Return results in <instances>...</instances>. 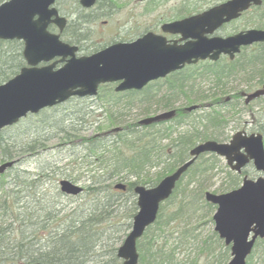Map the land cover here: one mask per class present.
Segmentation results:
<instances>
[{
    "label": "trees",
    "instance_id": "1",
    "mask_svg": "<svg viewBox=\"0 0 264 264\" xmlns=\"http://www.w3.org/2000/svg\"><path fill=\"white\" fill-rule=\"evenodd\" d=\"M3 1L5 0H0V3ZM77 1L72 0V12L67 23L69 33H63V35L66 34L65 40L70 44H77L87 39L89 29L86 25L93 23L97 17V14L91 11L84 12L80 9ZM258 18L260 20L257 24L264 27V14ZM21 50L22 42L20 41L0 40V83L13 77L24 66ZM236 63L237 61L226 62L225 69L216 67L213 70L215 85L219 92L209 98L206 97L207 100L204 97H197V100L196 98L193 100V103L203 107V113L198 116L199 119L195 125L180 132L174 138L170 137L173 126H162L168 122V124L172 122L179 124L182 117L190 113L184 108L176 109L175 116L166 122L149 126H141L138 121L125 122L121 125L120 131L113 133V139L103 134L89 138L90 155L86 157H93L90 162L98 163L97 171L100 170V172L91 175L87 180V185L83 187V192L87 193L88 198L82 204L75 205L67 211L63 208H56L58 201L51 203L45 191H40L43 185V171L29 174L14 168L20 158L19 155L12 154L15 142L12 139V142L4 141V132L8 128L11 130L17 126L13 125L2 130L0 141H3L4 145L2 146L1 164L12 160L14 163L0 173V264H34L36 262L44 264H120L116 257V249L124 239L122 235L130 229L131 219L137 210L133 187L137 184L155 185L163 176L172 172L188 158V150L196 144V141L206 139L221 141L218 131L226 124L221 109L227 107L236 111L237 106L236 99L235 102L233 100L227 102L224 96L228 88L226 80L238 71ZM212 65L219 66V62L212 63ZM240 66L241 71L248 75L250 73L249 76L257 79L258 84L263 83L264 47L257 50L254 56L247 58L246 64ZM174 79L173 81L178 82L182 90L183 86L180 81L187 79V75L180 72ZM138 93L128 92L126 95H133L138 104L141 105L144 101L145 105L147 101L143 98V93L140 96L137 95ZM98 96L103 99L109 98L108 102L111 105L118 104L117 94L109 87H101ZM235 96L237 97V93ZM263 99L264 97H261L253 102ZM70 100L80 101L81 99L71 98ZM251 104L243 106L247 109L251 107ZM250 112L253 119L255 115L252 111ZM261 121L256 120L257 132L262 133L264 140V121ZM199 128L201 132L198 131ZM164 137L168 139L167 143L160 144L159 142ZM26 150L35 149L28 144ZM211 159L217 158L213 154L199 156L176 183L171 196L160 205L154 223L137 241L139 264H172L174 250L167 253L166 245L159 242L164 226L170 221H176L178 224L186 222L184 217L189 214L187 213L189 211L192 215L199 209H205L207 213L215 210V206L204 200L202 195L206 189L204 186L202 188L198 185L195 191H189L187 194L183 190L178 201L176 200L177 203L175 201L183 176L204 177L213 168L208 163ZM158 166L160 170L150 178L148 172ZM70 177L76 181L80 175ZM225 178H227L225 186L217 188L216 192L229 191L241 182V174L230 170ZM114 179L125 182L123 191L113 188ZM61 196L60 192L55 190L54 197L59 199ZM197 197L201 203L200 207L196 206ZM168 204L173 205L172 209L165 212L164 206ZM186 231L187 229L182 232L181 236ZM115 232L122 234L116 240L111 236ZM214 235L216 236L215 233ZM216 240L219 241L218 238ZM258 245L262 247L261 262L264 264V238L259 240L253 249ZM103 246H107L105 250H102ZM221 248L223 252L214 254V247L205 243L207 260L204 264H226L229 251L224 244H221Z\"/></svg>",
    "mask_w": 264,
    "mask_h": 264
},
{
    "label": "water",
    "instance_id": "2",
    "mask_svg": "<svg viewBox=\"0 0 264 264\" xmlns=\"http://www.w3.org/2000/svg\"><path fill=\"white\" fill-rule=\"evenodd\" d=\"M95 1L79 0V4L90 8ZM54 2L6 0L0 3V40L21 41L26 64L13 77L0 83V132L28 114H37L70 97L94 96L101 83L119 81L115 91L139 90L147 82L164 77L185 64L205 59L216 61L220 55L232 59L241 46L264 41V30L255 28L226 38L206 36L223 23L237 18L251 2L260 4V0H229L201 14L164 24L163 30L180 33L181 40L191 39L180 46H165L162 40L156 43L147 34L132 43H116L90 55L76 57L77 45L62 42L59 34L47 30L50 24H55L59 32L65 26V18L58 15ZM54 58L58 60L49 63ZM57 63L63 64L55 68ZM242 96L245 104L264 96V84L252 92L242 93ZM196 108L192 105L186 109L192 111ZM174 115V110L163 111L138 122L147 126L169 120ZM206 153L224 158L235 173H240L250 163L257 173H264V144L259 132L247 135L244 131H237L228 142L208 139L195 144L188 151L189 158L154 186L133 187L137 210L130 230L116 250L120 264H138L137 241L154 223L160 204L170 197L181 176L198 156ZM13 163L1 164L0 173ZM241 184L239 188L223 193L204 192L205 201L216 207L212 215L214 231L225 245L231 244V258L227 264H246L255 239L264 237V177L258 175L251 179L244 176ZM114 188L122 191L125 185L116 183ZM59 190L65 195L76 196L83 187L62 179Z\"/></svg>",
    "mask_w": 264,
    "mask_h": 264
},
{
    "label": "rangeland",
    "instance_id": "3",
    "mask_svg": "<svg viewBox=\"0 0 264 264\" xmlns=\"http://www.w3.org/2000/svg\"><path fill=\"white\" fill-rule=\"evenodd\" d=\"M182 3H184V8L188 7L192 11L203 9L206 6L205 3H207V6H210L212 0H190L189 4L185 0H167L163 3H158V7L164 8L158 18L168 19L173 13H180V9L177 10L176 7H181ZM145 4V0L142 2L139 0H120L117 4L118 9L112 15L101 17L96 23L87 24L86 28L89 29V37L79 42L78 45H81V48L80 52L79 50L77 51L76 56L90 55V53L108 45L113 40L116 41L128 37V29L142 27L144 21L140 17L139 12L140 8L145 6ZM56 7L60 8L59 16L65 18V26L59 33L60 39L67 43L65 37L67 32L69 33L67 23L70 20L69 15L72 12V0H59ZM155 14H150L148 19L150 20L152 17H155ZM103 20H108V23L102 24ZM151 22L154 21L152 20ZM247 27H251L249 16H245L244 19L237 20L233 24L226 26L224 31L228 33ZM52 32L58 33V29L56 28ZM63 33L66 34L63 35ZM59 65L57 64L56 66ZM238 65H240L239 61L236 63V68ZM216 67L218 69H225L226 63L219 62V66H214L211 62L206 65L199 63L190 69H186L184 74H191L189 78L190 83L188 84L187 79H181L180 84L183 88L179 90V95L174 99H172L173 93L167 89V84L172 82L171 79L168 83L151 84L143 90L139 89L137 95L140 96L143 93L142 96L147 101L145 105L144 101L141 105L138 104L133 95H121V97L118 95L119 100L116 105L109 104V98L103 99L97 95L81 99L80 101L68 100L63 104L45 108L37 114L27 115L14 124V126H17L15 129L9 130L8 128L4 132V141L8 140V142H12L14 140L15 145L12 148V154L19 155L20 158V161L17 162L14 168L29 174L43 171V185L40 191H45L47 199H51V203L54 204L58 201V207L56 208H63L64 211L72 209L75 205L82 204L88 198L87 193L83 192L77 196L63 195L59 191V181L67 179L84 187L87 185V180L91 175L100 172V170L97 171L98 163L92 164L90 162L93 157H86L90 155L89 138L97 136V134H103L109 139H113L112 135L115 132L112 130L115 128L121 129V125L125 122L133 123L140 118L154 115L168 107L181 109L191 106L195 104L193 100L195 98L197 100V97L209 98L211 95L218 93L219 91L216 88L215 77L213 75V70ZM226 81V87L228 88L224 96H232L231 94L236 91V88L238 90H253L259 86L257 79L248 77L245 73H233ZM189 86H192L190 90H188ZM235 97H233V102H235ZM239 104L242 105V100L238 101L236 111L227 107L221 109L224 115L223 120L226 123L218 131V134L221 136V142L229 141L231 136L237 131H244L246 134L257 132L258 123L256 120L264 121V99L253 102L251 107L247 109H243ZM144 111L148 112L144 114ZM250 111L255 115L253 119L250 116ZM202 113L203 107H200L191 111L189 115L183 116L179 124L175 122L168 124V122L164 123L162 127L172 125L173 130L170 133V137L174 138L180 132L190 129L195 125L199 119L198 116ZM198 131L201 132V128ZM2 132L1 130L0 135ZM167 141L168 139L164 137L159 143L166 144ZM198 142H201V140L196 141V144ZM28 144L33 146L36 151H27L26 145ZM3 145L4 142L0 141V164L2 162ZM216 158L208 161L209 166H213V168L204 177L190 178L189 175L183 176L175 201H178L183 190L187 194L189 191H195L198 185L202 188L204 186L206 188L205 191L210 192H216L217 188L225 186L227 182V178L225 177L227 176L229 167L224 158L218 156ZM158 170H160L159 166L152 168L148 172L149 177H154ZM243 172L247 177L252 179L258 176L251 164L247 165L243 169ZM76 175H80V178L74 181L70 176ZM117 181L114 179L112 185ZM118 182L125 183L123 180H119ZM55 190H58L62 195L59 199L54 197ZM197 205L198 207L201 205L198 197ZM172 206L170 204L164 206L165 212L171 211ZM187 213L189 214L184 217L186 222L178 224L176 221H170L168 225L164 226V232L160 234L159 242L166 245L167 253H170L172 249L174 250L172 264H204L207 260L205 243L211 244L214 247V254L223 252L221 248L223 240L219 239L214 231V222L212 220L214 211L207 213L205 209H199L192 215L190 211ZM186 229L187 231L181 236L182 232ZM127 232L123 235L120 232H115L111 236L116 240L119 235H122V238H124ZM106 247L103 246L102 250H105ZM261 250V245L253 249L251 260L247 258V263L262 264ZM230 258L231 256L229 255L226 264Z\"/></svg>",
    "mask_w": 264,
    "mask_h": 264
},
{
    "label": "flooded vegetation",
    "instance_id": "4",
    "mask_svg": "<svg viewBox=\"0 0 264 264\" xmlns=\"http://www.w3.org/2000/svg\"><path fill=\"white\" fill-rule=\"evenodd\" d=\"M100 1L101 0L95 1L94 5L92 7H90V8H82V7H80L84 12L91 11V12L97 14V17H95V19H94L95 23L101 17H104V16L109 17L110 15H112V13L116 9H118L117 4L119 3L120 0H106L104 3H101ZM139 1L142 2L143 0H139ZM164 1H167V0H145L146 4H145V6L140 8V12H139L140 17L144 21L143 22V26L140 27V28H130V29H128V32H127L128 33V37L121 38L120 40H116V41L113 40L108 45H106V46H104V47H102V48H100V49H98V50H96L94 52L102 50L105 47H108V46L116 44V43H132L136 39L141 38V37H143L144 35H147V34L151 35V37H149V39L153 40L156 43H158V42H160L162 40L165 46H174V45L175 46H180L182 44H185L186 42H188L191 39L188 38V39H185V40H181V34L180 33L163 30L162 27H163L164 24H170V23H173V22H176V21H181L183 19L189 18L191 16H195V15L201 14L204 11L208 10L209 8H211L213 6L225 3V2H227L229 0H212V4L210 6H207V3H205L206 6L203 7V9H197V10H192V11H190V8H188V7L184 8L185 7L184 3H182L181 7H176L177 10L180 9L179 10V11H181L180 13H178V14H174L173 13L170 18L162 19V18H158V17L160 15L161 11L164 10V8L158 7L157 5H158V3H163ZM185 1L188 2V4L190 3V0H185ZM58 2H59V0H57L55 2V7L58 4ZM57 10H58V13L60 14V8H57ZM150 14H155V17H152L149 20L148 16ZM262 14H264V0H260V4H258V5H254L251 2L249 4L248 8L245 9L244 11H242L237 18L232 19V20H230V21H228L226 23H223L213 33L207 34L206 36L208 38L215 37V36L216 37H221V38H226L228 36L234 35L235 33L239 32V31H244L246 29H251V28L264 29L263 26H260V25L257 24V22L260 20L258 17H260V15H262ZM245 16H249V22L251 23V27L243 28V29L236 30V31H231V32H228V33H226L224 31L226 26H229V25L233 24V22H235L237 20L244 19ZM152 20L154 22H151ZM101 23L102 24H107L108 20H103ZM48 28H49L50 31H53L57 27L55 26V24H50L48 26ZM78 44L79 43H77L75 45H78ZM263 47H264V41L263 42H257V43L254 42V43H252L251 45H248V46H241L239 48L238 53H236L232 59H230L228 55H220L219 59L217 61L226 63V62L240 61L242 59L243 60H247V58H249L251 55L254 56L257 50L263 49ZM80 48H81V45H78L79 52H80ZM78 55H79V53H78ZM54 60H58V59L54 58L52 61H54ZM52 61H50V62H52ZM205 62H211V61L209 59H205V60H199V61H197L194 64H186L182 68L166 74L164 77H159V78H156V79H153V80L147 82L146 85L144 87H142V89H140V90H143L145 87H147L148 85H151V84H158V83H162V82L168 83L172 79V82L171 83L169 82L167 84V89H168L169 92L173 93L172 94L173 95L172 99H174V98L177 97V95H179L178 93H179V90H180L179 83L173 81V80H175L174 78L177 77L178 73H180V72L184 73L186 71V69H190V68L194 67L195 65H197L199 63H203L204 64ZM58 64L62 65V63H58ZM59 66H56V67H59ZM185 75H187V80H188V84H189L190 83L189 78L191 77V74H185ZM118 84H119V81L101 83L97 87V93L100 92L101 87H109V88H111L112 91L115 94H117V96L119 95L120 97H121V95H126L128 92H138V90H135V89H129V90H124V91L117 92V91H115V88L117 87ZM263 84H264V82L261 83V84H258L259 86L256 87L255 89L262 87ZM184 88H186V87H184ZM191 88H192V86H189L188 90H190ZM255 89H253V90H251V89H248V90L240 89L239 92H240V94L249 93V92L254 91ZM236 93H237V91H235L233 94H231L232 97L231 96H226L225 101L228 102L230 100H233V96H235ZM241 99H242V97H241ZM246 105H249V104H246ZM185 108H188V106L184 107V109ZM176 109H178V108H176V107H174V108L173 107H168L165 110H176Z\"/></svg>",
    "mask_w": 264,
    "mask_h": 264
},
{
    "label": "bare ground",
    "instance_id": "5",
    "mask_svg": "<svg viewBox=\"0 0 264 264\" xmlns=\"http://www.w3.org/2000/svg\"><path fill=\"white\" fill-rule=\"evenodd\" d=\"M262 30H264V29H262ZM246 62H247V60H240L239 61V63H240V65L241 64H246ZM240 65H238V67H237V69H238V73H245V74H247L246 72H243V71H241V66ZM249 73V72H248ZM248 75V74H247ZM250 75V74H249ZM248 75V76H249ZM236 91H237V97H236V101H237V103H238V101L239 100H242V105L241 104H239L240 106H242V108L243 109H246V108H244V106H246V104L244 103V96H242V94H240V92H239V90L236 88L235 89ZM241 97H242V99H241ZM244 105V106H243ZM166 106V105H165ZM163 111H169V110H163ZM251 164V163H250ZM252 165V167L254 168V166H253V164H251ZM254 170H255V168H254ZM237 174H241V176H242V178L244 177V176H246L245 174H243V170L240 172V173H237ZM258 175H262L263 176V173L262 174H259V173H257ZM264 177V176H263ZM242 178H241V182H242ZM247 178H249V177H247ZM241 182L239 183V185L237 186V187H235V188H233V189H231V190H234V189H237V188H239L242 184H241ZM230 191V190H229ZM264 237H262V238H260V237H257L256 239H255V241H254V245L259 241V240H261V239H263ZM230 245L231 244H229V245H225L227 248H228V251H229V255H230ZM253 255V253H250L247 257H246V264H249V263H247V258H249V260L251 259L250 258V256H252Z\"/></svg>",
    "mask_w": 264,
    "mask_h": 264
}]
</instances>
